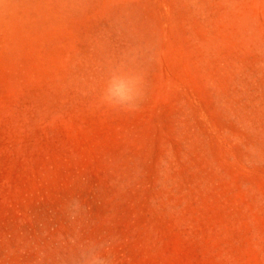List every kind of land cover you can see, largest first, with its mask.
Instances as JSON below:
<instances>
[{
  "label": "rangeland",
  "instance_id": "1",
  "mask_svg": "<svg viewBox=\"0 0 264 264\" xmlns=\"http://www.w3.org/2000/svg\"><path fill=\"white\" fill-rule=\"evenodd\" d=\"M137 111L103 101L124 56ZM264 264V0H0V264Z\"/></svg>",
  "mask_w": 264,
  "mask_h": 264
},
{
  "label": "clouds",
  "instance_id": "2",
  "mask_svg": "<svg viewBox=\"0 0 264 264\" xmlns=\"http://www.w3.org/2000/svg\"><path fill=\"white\" fill-rule=\"evenodd\" d=\"M146 92V70L135 53L124 56L109 75L103 101L126 111H137ZM102 245H87L80 249V264H111Z\"/></svg>",
  "mask_w": 264,
  "mask_h": 264
}]
</instances>
